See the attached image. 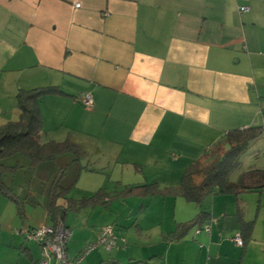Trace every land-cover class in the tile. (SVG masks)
Wrapping results in <instances>:
<instances>
[{
    "label": "crops",
    "instance_id": "0c3cea01",
    "mask_svg": "<svg viewBox=\"0 0 264 264\" xmlns=\"http://www.w3.org/2000/svg\"><path fill=\"white\" fill-rule=\"evenodd\" d=\"M48 85L63 93L39 101L47 139L90 149L96 162L107 163L97 162L101 168L115 160L145 180L150 173L159 187L175 186L227 131L264 128V0H0V125L18 116L17 89ZM84 92L93 97L91 107L77 98ZM53 132L59 137L51 138ZM148 196L111 197L103 205ZM158 196L157 203L173 206L174 224L165 235L198 212L182 197ZM200 209L207 214L200 226L209 222L210 233H196L195 225L200 244L183 242L185 252L206 246L209 264H230V258L264 264V191L208 195ZM46 215L48 222L23 224L53 223L47 207ZM113 216L91 225L85 217L73 229L63 219L71 230L69 255L97 238L95 224ZM242 220L253 222L252 231L237 246L231 236ZM1 222L0 264H37L38 243L20 239L15 218ZM183 238L164 242V264L169 243ZM130 250L120 245L115 255L141 260ZM104 259L97 250L78 264Z\"/></svg>",
    "mask_w": 264,
    "mask_h": 264
},
{
    "label": "rangeland",
    "instance_id": "374dc122",
    "mask_svg": "<svg viewBox=\"0 0 264 264\" xmlns=\"http://www.w3.org/2000/svg\"><path fill=\"white\" fill-rule=\"evenodd\" d=\"M262 129L264 128L261 127V133L258 139L249 142L240 152L239 166L236 167L230 176L232 181L245 170L264 169V130ZM50 137L57 138L59 136H57L56 132H53L50 134ZM93 156L94 153L90 149L77 146L76 151L69 150L57 154L52 160L42 161L35 167L29 166L27 158L19 154H14L3 159V162L8 165H13L17 161L22 165L14 174L3 177L4 183L11 186L12 192L18 196L21 212L18 213L17 206L12 200L0 194V226L1 221L9 220L10 218H15L21 226H25L23 223H28L29 225L35 224L41 219L48 222L50 219L46 215V205L54 181H58L61 187L68 189L66 197L78 199L83 195L92 194L99 188H104L108 195H112L123 189L125 184L141 185L149 183L151 181L150 179H152L149 172L145 180L141 172H138V170L134 171L132 167L118 164L115 160L110 161V166L101 168L97 165V162L101 161L103 163L102 165H107V163L103 159L97 160L96 162L92 158ZM117 181H120L124 185L117 186ZM129 198L125 201L109 200L108 204H110L106 206L102 204L103 206L100 205V207L94 208L89 207L80 210L67 209L63 218L64 222L68 223L73 229V221L83 222L85 217H87L90 221L88 224L91 225V219L97 217L96 220L99 222L105 218V215L109 217L113 213L114 216H117V219L114 220L113 216V218L108 219V223L113 226L114 234L119 239L118 246L130 247V255L139 257L137 259L149 261V263L154 262V264H164L161 251L167 246L164 245L166 241L164 236L165 232L172 229L174 224L172 204L168 205L167 203L165 207L162 203H157V200L161 198L158 195H149L145 198ZM61 201V198L58 199V202ZM189 206L196 208L194 203H189ZM46 224L52 223L49 222ZM95 225H98L96 227H98L99 233L103 225L100 227V224ZM194 229L195 225L188 230L181 241L169 243L171 244V248L169 249V253L171 254L166 258V261L168 260L167 264H183L184 257L187 258L186 264H209L208 258L211 256V253L206 249V246H203L201 251L198 247L195 250L184 251L183 242L189 241L196 245L199 243V240L194 234ZM117 232L120 233L119 236L116 234ZM20 239H22V236ZM25 239L22 240L26 241ZM96 239L90 242H95ZM122 239L124 241H120ZM90 242L82 244L83 249ZM97 250L104 251L105 258L113 256L119 258L123 263L131 259L124 254H118L117 257L115 255L119 253L117 249L108 251L103 245H99L97 248L90 250L89 253ZM150 255L152 256L150 257ZM198 256L200 258L199 260ZM229 260L231 264V258ZM233 261L234 264H238L237 259L232 258V263Z\"/></svg>",
    "mask_w": 264,
    "mask_h": 264
},
{
    "label": "trees",
    "instance_id": "16d2710c",
    "mask_svg": "<svg viewBox=\"0 0 264 264\" xmlns=\"http://www.w3.org/2000/svg\"><path fill=\"white\" fill-rule=\"evenodd\" d=\"M63 91L57 85L19 88L15 93L18 116L0 125V194L12 200L20 213V200L12 192V187L6 185L3 177L14 174L22 165L17 161L13 165L3 162V159L19 154L28 160V165L35 167L42 161L52 160L57 154L75 150L77 143L70 139L56 141L46 138L43 120L39 109L40 99L49 94H61ZM83 105V104H82ZM261 126L235 128L227 131L203 158L195 160L183 171L180 181L175 186L159 187L153 181L144 184H126L123 189L113 195H108L104 188H99L90 195L79 199L66 197L67 188L54 181L48 196L47 211L51 220H63L67 209L80 210L88 206L105 204L109 198L126 196H161L182 197L187 202H193L198 207L195 216L187 221L178 222L175 230L165 235L167 241H175L186 235L193 225L200 226L206 222L207 214L200 209L201 201L208 195L240 192L264 191V169H248L231 180L232 172L239 166L240 152L258 137ZM223 148H225L223 150ZM61 172V171H60ZM62 199L58 203V199ZM252 221H241L240 235L244 243L252 231ZM111 251V250H110ZM99 264H151L143 260H128L121 262L115 257H108Z\"/></svg>",
    "mask_w": 264,
    "mask_h": 264
},
{
    "label": "built area",
    "instance_id": "2783aa9c",
    "mask_svg": "<svg viewBox=\"0 0 264 264\" xmlns=\"http://www.w3.org/2000/svg\"><path fill=\"white\" fill-rule=\"evenodd\" d=\"M79 6V3H74ZM247 6H238V11H247ZM84 107H91L93 97L89 92H84L77 97ZM203 231L205 234L210 233V223L207 222L196 228L195 232ZM15 232L22 237L34 240L38 243L40 255L37 264H78L82 258L92 249L103 245L108 251L118 249L120 246L119 239L115 236L113 226L111 224L103 225L98 233L95 242H90L75 256L68 253V242L71 237V230L64 224L63 220H57L52 224H39L37 226H20ZM231 239L237 246H242L243 241L239 231H236ZM120 241H124L123 239Z\"/></svg>",
    "mask_w": 264,
    "mask_h": 264
}]
</instances>
